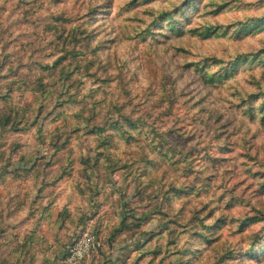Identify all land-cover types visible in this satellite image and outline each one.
Wrapping results in <instances>:
<instances>
[{"label": "clouds", "instance_id": "1", "mask_svg": "<svg viewBox=\"0 0 264 264\" xmlns=\"http://www.w3.org/2000/svg\"><path fill=\"white\" fill-rule=\"evenodd\" d=\"M127 2L0 0V264H198L229 198L264 214V0L211 33ZM236 32L254 53L192 51Z\"/></svg>", "mask_w": 264, "mask_h": 264}, {"label": "rangeland", "instance_id": "2", "mask_svg": "<svg viewBox=\"0 0 264 264\" xmlns=\"http://www.w3.org/2000/svg\"><path fill=\"white\" fill-rule=\"evenodd\" d=\"M230 0H128L124 4V8L129 9L133 16L138 14L140 16H147L153 11H160L161 16H169L180 11L191 12L194 15L190 17V30L195 32L200 26H203L208 33L216 29L224 28L225 32L231 28L235 23V18L231 13L221 12L222 8L227 7ZM215 3V7H209L210 4ZM102 0L101 7H104ZM256 24L245 26L246 29L255 28ZM245 30V29H241ZM239 36V32L233 34V37H226L222 35L216 40H205L201 42L198 39H193L192 51H200L207 57H214L218 61H229L230 56H236L240 52H255L258 48V40L249 37L245 40H240L235 37ZM222 160H227V156L222 157ZM260 179L261 183L255 189L257 192L264 191V174L256 172L252 176V180ZM175 179V178H174ZM240 185L244 181L239 182ZM253 187L249 183L244 189L248 191ZM174 191L178 200L189 202L198 200L200 192L189 184L184 185L181 180L179 186L174 189H166V192ZM223 199V196L221 197ZM233 199L229 198L225 203L223 212H232L229 220H226L216 231L211 232L205 236L207 241V249L200 253L198 264H264V214L258 213L255 210L251 212L244 210H235ZM181 211L183 208L181 207ZM201 212H206V218L212 217L217 213L215 207L209 208L208 205H203L200 208ZM143 219H147L145 214ZM224 220L223 215H216L212 227L220 224ZM172 221L166 220L163 227L166 229ZM147 228V225H145ZM159 233H153L158 235ZM147 243V241H146ZM162 250L159 247L150 248L143 253L149 255L153 259H158L161 256ZM184 264H187V254ZM152 264V261H149ZM158 264H163V260L159 259Z\"/></svg>", "mask_w": 264, "mask_h": 264}]
</instances>
